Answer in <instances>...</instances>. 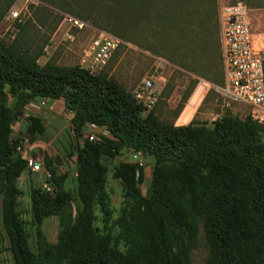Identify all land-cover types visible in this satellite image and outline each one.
Returning a JSON list of instances; mask_svg holds the SVG:
<instances>
[{"label":"trees","instance_id":"1","mask_svg":"<svg viewBox=\"0 0 264 264\" xmlns=\"http://www.w3.org/2000/svg\"><path fill=\"white\" fill-rule=\"evenodd\" d=\"M10 6L0 5V21ZM41 52L0 40L1 220L13 264H190L200 233L205 264H264V125L227 112L210 124L175 126L146 113L105 71L39 65ZM35 99L61 100L76 139L89 125L105 127L110 136L86 138L68 153L76 157L74 195L55 162L43 160L52 175L45 182L55 193L30 186L27 220L17 183L29 171L28 156L17 154L21 142L12 134ZM44 132L40 117H27L29 142ZM124 149L153 160L151 178L143 194L144 166L118 162L111 176L122 204L114 211L104 160ZM50 217L59 224L54 243L43 231Z\"/></svg>","mask_w":264,"mask_h":264},{"label":"rangeland","instance_id":"2","mask_svg":"<svg viewBox=\"0 0 264 264\" xmlns=\"http://www.w3.org/2000/svg\"><path fill=\"white\" fill-rule=\"evenodd\" d=\"M177 1L0 0V5L11 4L0 21V40L15 43L22 51H28L31 54L42 50L38 58L39 65L50 61L60 66H74L79 65L83 50L87 48L96 31H104L116 36L125 44L131 45V48L125 46L115 52L102 71H105L110 79L119 83L132 95L143 79H152L159 93L152 112L161 120L172 123L179 116V105L182 98L190 92L192 84L171 64L161 63L159 60L173 58L175 25L181 23L182 18L197 17L200 8L197 1L179 0L183 4L179 6V10L183 11L181 15L177 12ZM191 5L192 12H189L188 7ZM13 11L20 13L22 23L7 20L10 12ZM62 14H70L80 19L89 28L78 30L69 27L62 22ZM200 110L209 112L208 120L194 121L195 123L210 124L227 112L239 118L251 114V108L247 105L230 102L213 91L206 95ZM31 115L40 117L45 126V132L35 142H29L24 135L27 117ZM71 117L72 114L65 110L61 100L48 101L46 106H42L41 101L35 99L25 108L23 117L13 126L12 138L21 142L22 153L17 152V154L34 156L42 167L43 160L44 162L45 160L58 161L59 165L55 162L56 174L64 177V188L74 195L76 157H68V153L80 147L89 135H93L94 140H98L102 134L86 128L82 138H74ZM133 155L134 152L124 149L120 156L104 160L108 168L107 190L111 196L114 211H118L122 204L120 184L111 176L118 162H139L144 166L145 177L140 186L143 194L150 184L153 160L142 156L134 159ZM45 181L42 173L33 174L30 171H26L18 179V188L22 192L19 198V211L24 219L28 220L30 217L28 213L30 186L42 188ZM54 193L53 190L51 195ZM43 231L48 240L54 243L59 231L58 218L46 219L43 223ZM206 257L207 248L200 233L199 243L190 255V264H205ZM0 264H13L2 226L1 202Z\"/></svg>","mask_w":264,"mask_h":264},{"label":"built area","instance_id":"3","mask_svg":"<svg viewBox=\"0 0 264 264\" xmlns=\"http://www.w3.org/2000/svg\"><path fill=\"white\" fill-rule=\"evenodd\" d=\"M62 22L71 28L83 30L89 26L80 19L62 14ZM8 21L22 23L18 11L10 12ZM220 47L224 70V86L217 89L216 93L226 100L243 103L251 108L249 115L253 120L264 125V49H257L253 45L250 23L247 19V9L242 3L221 6L219 8ZM127 44V43H126ZM120 38L104 31H96L89 45L83 50L79 66L88 73L95 75L102 71L115 52L127 46ZM159 93L154 81L150 78L142 80L139 88L134 92L133 98L142 104L146 111L153 109L158 101ZM48 100L41 101L46 106ZM92 132L101 133L102 137H109L105 127L89 125L86 127ZM85 128V129H86ZM89 141L94 140L93 135L88 136ZM21 152V145L16 147ZM141 156L134 153L133 158ZM27 169L33 174L42 173L45 180H50L52 175L43 169L40 162L33 157L27 158ZM45 193H53V187L45 182L42 186Z\"/></svg>","mask_w":264,"mask_h":264},{"label":"crops","instance_id":"4","mask_svg":"<svg viewBox=\"0 0 264 264\" xmlns=\"http://www.w3.org/2000/svg\"><path fill=\"white\" fill-rule=\"evenodd\" d=\"M199 8L198 16L181 19L175 25V50L170 60H159L171 64L190 80L191 87L184 107L174 119L175 126H185L191 121H207L209 112H203V101L210 92L224 86V70L220 47L219 8L242 3L247 9L253 45L264 49V0H194ZM176 2L177 12L182 15ZM196 5V4H195ZM192 12V5L188 7ZM216 115L217 112H216ZM210 121H212L210 119Z\"/></svg>","mask_w":264,"mask_h":264},{"label":"water","instance_id":"5","mask_svg":"<svg viewBox=\"0 0 264 264\" xmlns=\"http://www.w3.org/2000/svg\"><path fill=\"white\" fill-rule=\"evenodd\" d=\"M57 165H59L58 161H55Z\"/></svg>","mask_w":264,"mask_h":264}]
</instances>
